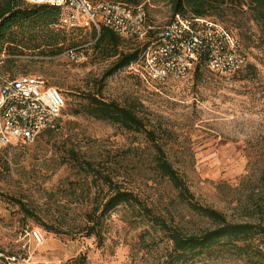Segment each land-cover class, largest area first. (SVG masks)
Listing matches in <instances>:
<instances>
[{
  "label": "rangeland",
  "instance_id": "obj_1",
  "mask_svg": "<svg viewBox=\"0 0 264 264\" xmlns=\"http://www.w3.org/2000/svg\"><path fill=\"white\" fill-rule=\"evenodd\" d=\"M137 2L150 27L173 19L169 0ZM238 20L243 22L240 28ZM217 21L242 41L248 65L235 75L202 68L182 80L151 81L129 67L108 76L113 59L97 49L93 28L53 26L62 38L59 46L2 55L0 82L42 76L62 91L67 105L51 135L32 145L0 146V264H70L80 257L84 264H158L166 241L123 205L98 225L103 243L86 235L92 225L88 215L110 190L96 179L97 173L109 174L114 184L133 191L169 224L190 232L209 226L160 175L146 133L76 113L90 94L133 105L196 200L231 221L248 220L239 207L258 192L261 162L256 161L264 152V47L253 21L231 16ZM42 29L47 28L37 32L45 35ZM132 42L147 44L126 39L119 51L136 48ZM71 49L81 61L67 55ZM78 160L90 162L93 169H83ZM40 233L41 243L35 237Z\"/></svg>",
  "mask_w": 264,
  "mask_h": 264
},
{
  "label": "trees",
  "instance_id": "obj_2",
  "mask_svg": "<svg viewBox=\"0 0 264 264\" xmlns=\"http://www.w3.org/2000/svg\"><path fill=\"white\" fill-rule=\"evenodd\" d=\"M115 1L128 5L138 3L137 0ZM169 1L173 18L177 15L183 18L193 16L211 18L216 21L217 19L224 20L229 16L236 19L247 18L259 28L260 45L264 47V0ZM58 16L59 11L54 7L32 6L26 4L24 0H0V59L3 54H25V52L40 50L44 45L59 46L62 38L52 29L58 23ZM238 23L240 24L238 27H242V20H238ZM44 26L47 28L42 29L45 35L38 34L37 28ZM93 29L98 32L97 49L102 50L101 55L106 59H113L107 72L108 76L135 64L146 47L145 44L132 42L137 44L136 48L127 52L119 51L120 45L126 39L106 26H101L100 31ZM66 39L64 38L63 41ZM61 51V48L57 52L51 51V55H57ZM202 68H207L205 61L196 67L195 72H199ZM7 78L15 79L16 77ZM81 112L97 120L119 124L128 131L146 133L148 140L153 143L154 162L160 175L168 178L174 188L179 191L178 196L181 201L209 222L207 228L196 232L169 224L133 191L114 184L109 174H94L96 172H93L94 175H98L95 176L96 179H101L105 185L110 186V190L105 200L97 204L93 213L88 215V223L92 225H88L87 236H95L99 243H103L104 236L101 230H97L98 225L103 223L107 213L123 205V209L149 223L154 232L159 231L162 235L161 241H166V247L158 264H264V152L256 161L259 164L261 162L258 168V192L254 194V190L239 207L242 210V216L247 217L248 220L231 221L223 212L202 205L196 200L185 180L169 161L163 146L155 137V132L148 130L143 118L137 114L133 105H121L115 101L106 102L96 94H90L86 102L80 104L76 113ZM53 132L54 130L51 129L46 130L40 134L39 138L51 135ZM80 162L78 160L77 163L83 169H93L90 162L85 161L82 164ZM22 208L27 216H32L28 209L23 206ZM152 241L155 242V239L153 238ZM70 264H84V260L80 257Z\"/></svg>",
  "mask_w": 264,
  "mask_h": 264
},
{
  "label": "built area",
  "instance_id": "obj_3",
  "mask_svg": "<svg viewBox=\"0 0 264 264\" xmlns=\"http://www.w3.org/2000/svg\"><path fill=\"white\" fill-rule=\"evenodd\" d=\"M32 6L59 11L56 26L67 29L106 26L120 37L147 41L140 59L132 64L151 81L185 79L205 61L207 69L235 75L247 67L242 41L225 25L211 18L176 16L164 26H148L142 6L115 0H24ZM73 61L82 56L75 50ZM67 102L61 90L42 76L5 78L0 82V146L32 145L46 130L57 128ZM39 243L44 236L35 234ZM15 261L16 258H11Z\"/></svg>",
  "mask_w": 264,
  "mask_h": 264
}]
</instances>
